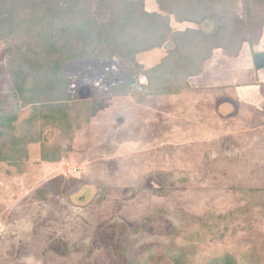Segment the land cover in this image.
Masks as SVG:
<instances>
[{"label": "rangeland", "instance_id": "1", "mask_svg": "<svg viewBox=\"0 0 264 264\" xmlns=\"http://www.w3.org/2000/svg\"><path fill=\"white\" fill-rule=\"evenodd\" d=\"M88 2L34 0L21 14L49 8L43 22L72 27L88 17ZM236 4L242 13V0ZM263 28L252 25L251 38ZM69 40L80 45L69 32L60 44ZM10 49L0 40V108L15 109L14 126L25 131L35 105L16 93ZM14 59L26 62L32 87L33 55ZM127 69L119 58L65 65L77 95L98 100L93 117L75 120L70 137L43 123L19 165L0 162V264H207L227 253L239 264H264V112L235 98L226 106L222 97L198 96L186 121L168 119L155 96L110 94ZM58 144L57 161L42 158L45 146ZM242 208L237 219L224 216Z\"/></svg>", "mask_w": 264, "mask_h": 264}, {"label": "trees", "instance_id": "2", "mask_svg": "<svg viewBox=\"0 0 264 264\" xmlns=\"http://www.w3.org/2000/svg\"><path fill=\"white\" fill-rule=\"evenodd\" d=\"M2 1L0 40L11 47L8 70L23 103L35 105L25 121V131L14 126L15 109L0 108V162L16 165L28 155V144L39 138L43 123L44 127H57L62 136L70 137L75 120L83 117L88 123L93 117L98 100L80 98L72 89V78L62 72L68 63L84 58L103 61L119 58L127 66L128 76L122 86L113 85L110 94L131 95L143 102L150 94L177 91L187 86V79L201 72L214 49L225 48L230 53H238L249 39L254 45L259 36L251 38L252 25L264 26V0H242V13L237 11V0H155L157 10L147 8L148 0H89L88 17L72 27H64L60 22H43L49 8L34 17L22 15L23 4L34 0H12L9 4ZM68 2L63 0L64 7ZM211 18L217 19L219 24L210 32L200 28L174 30L171 26L172 21L200 25ZM68 32L81 39L80 45L75 47L70 40L60 44ZM169 40L173 48L167 57L157 66L143 70L137 54L162 47ZM19 54L33 55L31 70L35 80L32 87L25 85L26 62H15ZM139 74L146 75V84L138 81ZM54 101L65 104L59 107L47 104ZM80 126L78 121L77 127ZM62 154L59 144L51 148L45 146L42 158L57 161ZM245 211V208L236 209L224 216L237 219ZM207 264L239 263L233 254L227 253Z\"/></svg>", "mask_w": 264, "mask_h": 264}, {"label": "crops", "instance_id": "3", "mask_svg": "<svg viewBox=\"0 0 264 264\" xmlns=\"http://www.w3.org/2000/svg\"><path fill=\"white\" fill-rule=\"evenodd\" d=\"M149 1H147V8L157 10L158 5L155 1ZM203 25L206 32L213 31L218 26L217 22H205ZM171 26L174 30L181 31L187 28H200L198 24L187 21L180 23L172 21ZM250 42V39L245 41L238 53H230L225 48L214 49L211 57L203 63L201 72L187 79V86L180 87L177 91L150 94L148 97L159 98L164 104H162L163 107L170 114L168 119L173 120L175 118L179 122L186 121L187 108L192 107L190 102L198 96L202 99L209 98V96H213V99L222 97L220 98V105L226 106L228 104L231 106L235 98L236 101L238 99L254 104L264 112V86L259 83V78H264V28L262 35H259L258 42L254 45H251ZM172 48L173 43L169 40L162 47L138 53L137 61L143 70H148L160 64ZM260 73L262 76L258 78ZM142 76L145 83L139 82L146 84L147 77L144 74ZM218 91L228 93H226V97H223L225 94H219Z\"/></svg>", "mask_w": 264, "mask_h": 264}]
</instances>
